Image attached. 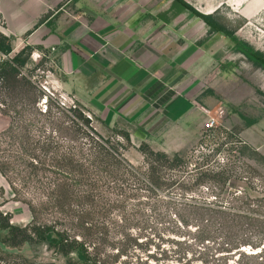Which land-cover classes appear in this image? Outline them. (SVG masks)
I'll list each match as a JSON object with an SVG mask.
<instances>
[{
    "label": "rangeland",
    "instance_id": "374dc122",
    "mask_svg": "<svg viewBox=\"0 0 264 264\" xmlns=\"http://www.w3.org/2000/svg\"><path fill=\"white\" fill-rule=\"evenodd\" d=\"M94 2L85 0L83 6L104 10L105 6ZM185 2L212 14L238 38L264 52V0ZM120 3L119 14L127 11L124 5L128 2ZM0 4L13 17L12 1L0 0ZM44 4L45 15L67 11L64 3L45 0ZM158 6L157 0L150 5L153 12L159 11ZM182 7L184 18L179 16L170 25L185 37L186 61L165 69L168 91L175 93L170 99L182 97L187 105L177 126L156 118L152 132L130 131L129 140L127 129L103 127L96 114L65 89L61 74L65 68L56 65L58 56L51 47L32 53V63L21 70V76L30 78L37 91L0 89V109L19 111L20 125L29 129L30 137L40 139L39 144L50 134L53 137L49 152L45 156L38 152L37 169L31 168L22 153L17 133L0 137V164L6 171V175L0 172V210L9 213L13 223L36 222L67 231L86 241L103 264H264V69L236 51L230 37L222 31L210 34L202 18ZM169 12L172 21L176 14ZM19 18L10 20L12 27ZM3 27L1 12L0 30ZM199 39L201 46L195 45ZM175 57L170 58L177 61ZM6 95H44L37 103L43 112L52 99L53 126L36 116L29 102L13 98L18 106L7 108ZM74 108L91 120V129H75V113L70 111ZM211 119L216 122L208 127ZM10 123V116L0 111V134ZM144 143L172 159L178 155L186 164L170 166L160 160L152 166L154 158L140 150ZM102 147L115 159L109 156L103 161ZM153 167L167 187L155 188L145 179ZM205 171L209 176L199 182ZM213 175L227 177L226 185L214 182ZM182 180L184 184L177 186ZM203 207L226 212L220 214L223 217H212ZM211 222L231 231L225 236L224 232L197 233ZM2 248L16 256L6 259L11 264L23 263L21 258L67 262L46 241Z\"/></svg>",
    "mask_w": 264,
    "mask_h": 264
},
{
    "label": "crops",
    "instance_id": "0c3cea01",
    "mask_svg": "<svg viewBox=\"0 0 264 264\" xmlns=\"http://www.w3.org/2000/svg\"><path fill=\"white\" fill-rule=\"evenodd\" d=\"M11 1L16 9L13 17L1 4L0 11L5 18L1 31L17 40L13 52L27 44L33 47V54L53 48L56 65L65 68L61 71L65 89L96 114L103 127L125 128L131 135L130 131L138 129L152 132L156 118L180 124L187 105L182 97L170 99L175 93L168 91L165 69L186 61L185 37L170 25L179 16L184 18L181 4L157 0L159 11L153 12L150 5L154 0H127V11L119 14L121 0H94L105 6L99 11L85 8V0H46L67 4V11L40 23L47 12L45 0ZM164 2L170 3L164 7ZM170 10L176 14L172 21ZM16 15L20 18L12 27L10 20ZM199 41L195 45L201 46ZM173 55L177 61L170 58ZM179 55L182 61H178Z\"/></svg>",
    "mask_w": 264,
    "mask_h": 264
},
{
    "label": "trees",
    "instance_id": "16d2710c",
    "mask_svg": "<svg viewBox=\"0 0 264 264\" xmlns=\"http://www.w3.org/2000/svg\"><path fill=\"white\" fill-rule=\"evenodd\" d=\"M184 6L185 8H188L192 11L194 15L199 16L202 18L209 26H210V34L211 32L215 31H222L226 36L230 37L235 42L234 49L238 52L243 53L250 61L253 62L254 65L261 67L264 69V52H261L257 49H255L251 44H249L247 41H244L240 38H238L234 31L227 28L226 26L222 25L218 21H216L212 14H204L197 10H195L193 7H191L188 3L185 2V0H174ZM1 16V12H0ZM49 15H45L40 23H42L46 18H48ZM13 40L14 38L12 36H8L4 34L0 30V89L3 92H16V90L19 89H27L28 91H37V87L35 83L27 77L21 76V70L25 67H27L30 63H32L31 55L33 53V47L31 45H25L22 49H20L17 53H13ZM202 42L199 41L198 44H201ZM2 56H5L4 58ZM9 96L8 101L5 100L4 104L7 106V108H15L14 105L18 106L15 101H13V98H17L18 100L29 102L34 108V111L36 116L44 117L47 119V123L51 124L53 126V100L48 99V106L46 111H42L40 108H38L37 103L44 97V95H6ZM8 109V110H9ZM0 111L3 114H6L10 116L11 123L9 128L3 132V134H0V137L2 135H10L14 136L16 133L18 135V142L21 145L22 153L24 155H27L28 162L31 165L32 169H37L39 166L38 163V152H41V155L47 154L49 149L52 147L53 144V137L50 134L46 140H41L42 143H40L39 140H35L29 135V129L25 126L20 125V118L17 117L19 114V111L17 113H11L9 111H5L0 109ZM71 112L75 113V118L72 120V124L74 125L75 129H78L77 131L81 132L83 128H92L91 127V120L80 110L77 109H71ZM22 112V111H21ZM127 139H130V135L128 132L125 133ZM103 148V147H102ZM104 149V148H103ZM140 150L145 154L147 157H153L152 163H150L152 166H156L158 164V161L162 160L163 163H168L170 166H176L177 164H186L184 159L178 155H175L173 159L169 157L165 152L161 151H153L149 148V146L144 143ZM105 154V158L103 157L102 160L104 161L107 159V157H111L113 160L115 157L113 155H108L107 150H103ZM31 160V161H30ZM112 160V161H113ZM25 161V162H27ZM45 162L41 161V164L44 165ZM153 168H149V171L145 173V179L150 181V184H153L155 188H163L167 187L162 185V181L164 180L163 177L160 175H156L157 171L152 170ZM0 172L4 175H6L5 169L0 164ZM151 174H150V173ZM208 172H201L200 176L201 179L199 182H203L206 180ZM220 179H217L215 175L212 176V180L214 182L222 183L223 187L226 185L227 177H223L221 175H218ZM195 177V176H194ZM192 177V179L194 178ZM165 182V181H163ZM198 183V181H197ZM165 184V183H164ZM184 182L177 181L178 185H183ZM203 210H208V213H211L212 217L220 216L225 214V210L218 208V207H203ZM224 213V214H222ZM201 230V232H210L213 234V232H224V236L231 231V228L228 226H218L215 222H211L203 227H199L197 233ZM40 241H46L49 243V246L55 250V252L60 253L63 256L67 257L66 264H103L102 261L99 259V257L96 256V253L93 252V250L89 247L88 244H86V241L83 239H78L76 237H72L68 234L67 231H63L61 229H57L55 226L47 225V224H38L36 222L28 224L26 226H20L18 224H15L11 221V215L9 213H4L0 210V264H11L6 259L9 257H16L15 255L11 253H7L4 251L2 246L7 247H19L22 246L25 243H34V242H40ZM226 251H231V249H228ZM242 256H246L245 254H241ZM260 256V255H259ZM250 257H255L251 255ZM23 260V263L20 261H16L17 263L12 264H55V263H40V262H33L30 261L27 258H21Z\"/></svg>",
    "mask_w": 264,
    "mask_h": 264
},
{
    "label": "built area",
    "instance_id": "2783aa9c",
    "mask_svg": "<svg viewBox=\"0 0 264 264\" xmlns=\"http://www.w3.org/2000/svg\"><path fill=\"white\" fill-rule=\"evenodd\" d=\"M215 119H211L209 122H208V124H207V126L208 127H212L214 124H215Z\"/></svg>",
    "mask_w": 264,
    "mask_h": 264
}]
</instances>
